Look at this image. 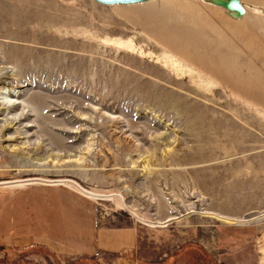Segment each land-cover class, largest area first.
<instances>
[{
  "label": "rangeland",
  "instance_id": "1",
  "mask_svg": "<svg viewBox=\"0 0 264 264\" xmlns=\"http://www.w3.org/2000/svg\"><path fill=\"white\" fill-rule=\"evenodd\" d=\"M164 1L0 0V190L65 186L104 226L137 224L149 264H264V0H176L197 49L110 13ZM113 19L124 39L97 35ZM0 264L88 263L29 246Z\"/></svg>",
  "mask_w": 264,
  "mask_h": 264
},
{
  "label": "crops",
  "instance_id": "2",
  "mask_svg": "<svg viewBox=\"0 0 264 264\" xmlns=\"http://www.w3.org/2000/svg\"><path fill=\"white\" fill-rule=\"evenodd\" d=\"M29 246L42 248L62 262L150 263L139 255L137 224L104 226L94 217L86 201L62 185L1 188L0 247Z\"/></svg>",
  "mask_w": 264,
  "mask_h": 264
},
{
  "label": "bare ground",
  "instance_id": "3",
  "mask_svg": "<svg viewBox=\"0 0 264 264\" xmlns=\"http://www.w3.org/2000/svg\"><path fill=\"white\" fill-rule=\"evenodd\" d=\"M148 1H150V0H148ZM148 1H146V2H148ZM175 1L176 0H165L164 2L159 3V4H150L149 3V4L145 5L144 7H118V8L112 9L110 11V13H111V15L117 16V17L121 18L122 20L127 21L131 25H134L136 27H145L146 30H153L155 33L157 32V34L160 38H163L164 40H166L164 43L166 44V47L170 51L174 50V48L182 49V48H185V46H187L188 48H189V46H191V47L197 49L198 44L196 42H193L191 40L190 36H186L185 38H187V39L184 40L183 34L181 32H178L179 28H181L183 24H186L185 23L186 20L191 21V23L194 24L196 21V18H194V16H191V15L187 16L185 18V16L179 12L180 10H178L175 7ZM215 1L217 3H220V0H215ZM112 6H122V5H112ZM127 6H129V5H127ZM233 15L235 16L236 13L233 12ZM122 24H123L122 21H119L118 19H113L112 26H107L106 28H104V26H102V29H99V31H97V35H100L101 37L102 36H108L107 38L119 37L118 39H120V40L124 39L125 37H127L131 33V31L127 27H125L124 24L123 25ZM201 25H202V23H201ZM205 27H207V26H205ZM199 29H201V28H199ZM216 37H219V35H217ZM219 40H220V38H219ZM220 43H222V41ZM207 45H208V43H207ZM148 47H146V48L143 47V49L147 50ZM124 49L128 52L133 53L136 51V45H131L130 48H124ZM116 53H118V52H116ZM194 53H196V52H194ZM203 54H204V52H203ZM213 55H218V54L213 53ZM228 55H229V53H228ZM218 58H217V61H220V62L224 61V59H221V58L218 59ZM230 59H232V58H230ZM211 60H212V58H211ZM211 65H212V63H211ZM242 90H244V89H242ZM16 103L17 102L14 101V104H16ZM31 181H37V180L35 179V180H31ZM37 182L48 183V184H61L65 181H51L50 180V181H37ZM4 184H8V183H3L0 185H4Z\"/></svg>",
  "mask_w": 264,
  "mask_h": 264
},
{
  "label": "water",
  "instance_id": "4",
  "mask_svg": "<svg viewBox=\"0 0 264 264\" xmlns=\"http://www.w3.org/2000/svg\"><path fill=\"white\" fill-rule=\"evenodd\" d=\"M94 2L101 4V5H130V4H137V3H142V2H146L148 0H93ZM213 4L228 10L230 12H234L236 13L235 17H241L244 15V8L242 7V5L240 4L239 0H226L220 3H217L215 0L212 1ZM234 16V15H233ZM33 180H37V181H50V180H44L43 178H30ZM61 181H65L68 183H71L72 185H74L75 187H77L79 190H81L83 193L90 195V196H100V195H96L93 194L91 192H89L88 190L82 188L79 184H77L75 181L70 180V179H58ZM16 181V180H15ZM7 182H13V181H7ZM135 217L141 219L140 217H138L137 215L134 214Z\"/></svg>",
  "mask_w": 264,
  "mask_h": 264
}]
</instances>
